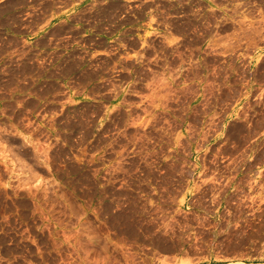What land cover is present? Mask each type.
<instances>
[{"label":"rangeland","instance_id":"1","mask_svg":"<svg viewBox=\"0 0 264 264\" xmlns=\"http://www.w3.org/2000/svg\"><path fill=\"white\" fill-rule=\"evenodd\" d=\"M91 45L44 59L88 61L84 86L107 77L105 44ZM26 104L0 100V264H264V140L240 164L211 149L160 165V134L137 140L105 102Z\"/></svg>","mask_w":264,"mask_h":264},{"label":"crops","instance_id":"2","mask_svg":"<svg viewBox=\"0 0 264 264\" xmlns=\"http://www.w3.org/2000/svg\"><path fill=\"white\" fill-rule=\"evenodd\" d=\"M97 40L107 77L84 86L88 61L44 59ZM0 100L105 102L107 122L126 113L137 140L160 134V165L211 149L241 150L219 154L223 166L246 162L264 140V0H0Z\"/></svg>","mask_w":264,"mask_h":264}]
</instances>
